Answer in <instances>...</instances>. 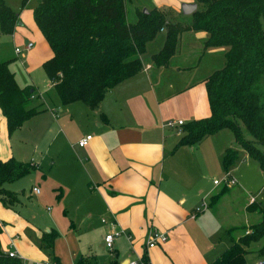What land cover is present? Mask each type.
I'll list each match as a JSON object with an SVG mask.
<instances>
[{"label":"crops","instance_id":"obj_1","mask_svg":"<svg viewBox=\"0 0 264 264\" xmlns=\"http://www.w3.org/2000/svg\"><path fill=\"white\" fill-rule=\"evenodd\" d=\"M182 2L193 0H149V6L145 7H169L178 21L185 22L187 18L179 14ZM19 23L18 19L16 25ZM207 37L205 31L180 33L176 51L167 66H156L149 59L164 40V35L160 39L154 37L147 42L146 51L149 43H155L156 51L142 56L143 66L137 73L106 90L96 108L90 109L81 101L60 104L52 112L43 107L31 116L38 118L23 135H19V131L31 117L9 133L0 110V160L13 157L26 162L29 155L36 153L39 164L53 158L57 147L68 145V174L65 171L68 193H72V200L84 204L81 218L71 219L68 230L58 232L53 241L52 252L61 264H110L114 260L115 264H128L144 253L148 264H207L218 256L211 253L215 249V229L203 227V215L198 216L203 208L194 217L191 214L200 200L209 201L221 186L214 191L213 186L201 185L194 170L204 165L217 169V162L222 167V154L228 146L211 140L216 133L195 144L177 145L181 125H166L168 120L186 123L209 114L204 78L223 64L225 48L204 47ZM207 59L213 61L208 64ZM213 62L221 64L213 67ZM86 134H91V139L85 146H79L77 140ZM71 157H75V166ZM251 197L241 203V208L246 210ZM102 217L114 219L118 229L123 231L115 237L114 248L108 249V255L94 257L88 263L90 255L80 253L78 232L84 239L89 233L90 240L97 238L102 242L109 229L101 221ZM236 224L220 226L228 234L229 244L232 236L227 230L237 227ZM152 228L165 231L167 239L148 248L145 242ZM40 235L39 232V244ZM19 239L18 231L3 221L0 234L3 251L12 249V241L14 249L24 259L39 261L25 258L17 245ZM123 244L129 248L126 254L119 253Z\"/></svg>","mask_w":264,"mask_h":264},{"label":"trees","instance_id":"obj_2","mask_svg":"<svg viewBox=\"0 0 264 264\" xmlns=\"http://www.w3.org/2000/svg\"><path fill=\"white\" fill-rule=\"evenodd\" d=\"M28 1L21 0V5ZM132 1L37 0L32 17L51 49L41 67L59 103L81 101L94 109L106 90L142 68L146 44L158 32L162 31L164 40L149 59L156 66H167L180 33L205 31L208 37L204 47L225 48L224 62L204 78L209 114L183 123L177 145L195 144L228 129L240 149L256 160L264 172V0H193L196 8L188 22L178 21L171 8L156 6L146 7V11L135 6V18L128 21L126 5ZM18 15L5 0H0V33H12ZM8 63V59L0 60V110L11 133L43 107L28 105L34 89L30 85L20 86ZM237 158L238 150L226 147L221 158L224 171L230 170ZM33 168L32 163L13 157L0 160L3 206L15 207L20 203V192L6 184ZM227 189L221 186L209 197L208 205ZM246 210L257 211L260 219L237 239L230 238L229 246L207 264H244L252 243H259L255 251L264 260V204L254 199ZM2 226L0 220V234ZM57 236L53 227L41 230L39 246L49 260L61 264L52 252ZM141 258L148 264L145 253ZM115 263L114 260L110 264ZM0 264L24 262L5 253L0 241Z\"/></svg>","mask_w":264,"mask_h":264},{"label":"rangeland","instance_id":"obj_3","mask_svg":"<svg viewBox=\"0 0 264 264\" xmlns=\"http://www.w3.org/2000/svg\"><path fill=\"white\" fill-rule=\"evenodd\" d=\"M148 1L133 0L132 3L129 2L126 5L127 20H134L135 6L144 8L148 5ZM5 2L19 13L18 18L20 23L15 26L12 33H0V60H9L8 66L11 71L15 72L16 81L20 86L30 85L34 89L31 98L28 100V105L46 107L48 112H52L53 109L57 110L58 105H60L58 96L41 67L42 61L51 55V49L32 17V9L37 0H29L25 6L21 5V0H5ZM180 16L184 19L187 18L184 20L185 22L190 20V14L180 13ZM162 36L163 33L158 32L155 38L160 39ZM27 40L33 42L32 48L23 49L19 54L15 55L14 47L19 46L22 48ZM154 44L149 43L147 45V51L143 54V57L152 51H156ZM212 61V59L209 60L208 64ZM220 64V62H213L212 65L213 67H218ZM37 118L31 117L23 125L22 130L19 131V135L29 132V127L33 124V120L36 121ZM210 138H212L211 140H216L219 145H227L238 150V158L230 167V170H233L232 174L237 179V183L227 189L220 199H217V204L203 206L201 200L199 204L203 208V211L198 215H203L201 221L203 227L205 225L206 228L211 227L212 230L215 229L213 233L215 234L213 236L215 249H212L211 253L215 252L217 256L229 245L228 234L220 227L222 224H225L227 227L231 223H237L236 225L238 226L231 228L229 231V234L234 239H237V235L242 234L248 228L242 225H249L260 219V214L257 211H247L241 208V203L251 195L257 202L264 204V172L259 168L257 161L244 154V151L235 143L230 130L223 129ZM15 143L18 146L20 145L18 141H15ZM36 155V153L35 155L31 154L26 158V162L35 164L31 172L6 184L9 189L20 192V203L16 207L8 208L0 204V213H2V216H0L4 222L9 223L13 230L18 231L20 239L17 245L26 256L25 258L39 259L41 261L46 260L47 257L45 250L38 243L41 229L45 230L48 225H51L57 232H66L70 226L71 219L76 218L77 220V218H81V209L84 203L72 200V193H68V177L65 176L66 170L68 174V160L70 158H68V145L57 147L53 153V158L39 161V164H37L38 159ZM31 158L32 160H30ZM70 160L75 166V157H71ZM223 174L224 169H222L218 162L217 169L204 165V168H195L194 170V175L199 178L198 180L201 182V185L206 187L213 186L214 191L218 190L221 185L214 184L213 180L220 179ZM33 186L39 188V193L32 191ZM203 200L207 203L209 202L207 198ZM245 214L247 219L245 218ZM76 220H74L75 223L77 222ZM84 236L85 239L78 232V240L82 247L80 253L90 255L88 263L92 262L94 257L101 258L110 253L103 244V240L99 242L96 238L92 241L89 239L91 236L89 233H86ZM258 246L259 243H252L250 245L249 251L245 255L244 264H257L259 260H263L255 251ZM128 249L126 244H123L119 248V253L126 254L128 253Z\"/></svg>","mask_w":264,"mask_h":264},{"label":"built area","instance_id":"obj_4","mask_svg":"<svg viewBox=\"0 0 264 264\" xmlns=\"http://www.w3.org/2000/svg\"><path fill=\"white\" fill-rule=\"evenodd\" d=\"M161 30H163V27H161ZM32 46H33V42L27 41V42H25V44L23 45L22 48L19 46H15L14 52H15V54H19L23 49H30ZM183 123L184 122L182 120H177V122H175L173 120H168L166 122V125L172 127V126H175V124L182 125ZM91 137H92L91 134H86L77 140V144L79 146H85L88 143V141L91 139ZM213 183L214 184H220L221 186L230 187V186L237 183V179L232 174L231 170H227V171H224V174L222 175V177L220 179H214ZM32 191L34 193H39V188L37 186H33ZM252 200H254L253 197L250 198V201H252ZM202 205L206 206L207 202L204 200L202 202ZM201 208L202 207L197 206L195 208L194 212L191 214V216L194 217L196 215V213L201 210ZM101 221L103 223H106L109 226V229L106 231V233L103 236V241H104V244L107 247V249L112 250L114 248L115 237L120 235L123 230L118 229L116 221L114 219L108 220V219L102 217ZM248 231L249 230H245V232H248ZM127 238H129V235H127ZM166 239H167V234L165 231H161V230H158L156 228L155 229L152 228L150 233H149V238L145 242V245H146V247L151 248V247L157 246L159 243L165 242ZM10 245H11L12 249H7L4 252L7 253L9 256H17V257L21 258L23 260L24 264H56L55 261H51L49 259L42 260V261L26 260L14 249V243L12 241L10 242ZM128 264H144V263H143L142 258L140 256L137 259H133V260L128 261ZM257 264H264V260H259L257 262Z\"/></svg>","mask_w":264,"mask_h":264},{"label":"water","instance_id":"obj_5","mask_svg":"<svg viewBox=\"0 0 264 264\" xmlns=\"http://www.w3.org/2000/svg\"><path fill=\"white\" fill-rule=\"evenodd\" d=\"M181 11L184 14H190L193 10L196 8V3L195 2H182L181 3ZM146 7L143 8V11H146Z\"/></svg>","mask_w":264,"mask_h":264}]
</instances>
